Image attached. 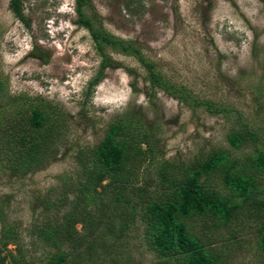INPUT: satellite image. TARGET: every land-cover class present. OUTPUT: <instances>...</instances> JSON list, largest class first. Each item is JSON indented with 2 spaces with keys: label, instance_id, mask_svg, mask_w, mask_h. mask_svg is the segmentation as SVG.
I'll return each instance as SVG.
<instances>
[{
  "label": "rangeland",
  "instance_id": "374dc122",
  "mask_svg": "<svg viewBox=\"0 0 264 264\" xmlns=\"http://www.w3.org/2000/svg\"><path fill=\"white\" fill-rule=\"evenodd\" d=\"M23 8L27 22L11 0H0V257L6 264H47L56 253L41 231L83 203L76 189L85 175L81 153L90 154L117 123L152 143L153 155L127 175L132 183L156 178L166 160L188 164L214 149L242 157L264 148V0H86L82 10L94 27L127 49L94 39L77 0H23ZM148 63L177 96L153 83ZM101 71L99 85L90 84ZM44 105L56 119L52 147L15 170L8 142L19 132L16 120ZM208 105L223 110L212 113ZM245 125L262 141L233 147L231 131ZM203 179L222 188L217 174ZM88 207L98 218L97 202ZM256 227H244L236 239L225 228L216 233L213 246L225 264H264ZM76 228L89 231L83 223ZM101 234L87 233V241ZM115 259L160 264L141 218L92 264Z\"/></svg>",
  "mask_w": 264,
  "mask_h": 264
},
{
  "label": "trees",
  "instance_id": "16d2710c",
  "mask_svg": "<svg viewBox=\"0 0 264 264\" xmlns=\"http://www.w3.org/2000/svg\"><path fill=\"white\" fill-rule=\"evenodd\" d=\"M85 4L86 0H77V11L93 38L129 48L124 41L94 27L82 10ZM11 8L27 22L23 0H11ZM147 66L153 83L175 96L172 85L154 71L152 64ZM102 76L101 71L90 84L95 85ZM208 108L212 113L223 110L210 105ZM51 114L46 105L35 106L23 110L15 119L19 132L8 142L13 169L22 170L18 163L34 162L50 150L56 121ZM229 140L239 148L244 144L259 145L262 138L245 125L231 131ZM144 143L146 149L142 147ZM152 149L147 134L137 139L127 131L126 124L117 123L89 155L81 153L85 175L76 189L83 203L68 211L64 221L57 220L41 231L57 248L47 264L96 263L98 254L113 248L139 218L145 222L146 238L160 264H225V256L213 246L216 233L225 228L236 239L238 232L252 224L257 225V248L264 253V148L257 147L254 153L242 157L229 150L214 149L207 157L188 164L166 160L158 168L156 178L147 177L142 182L138 178L134 183L126 179L133 168L153 155ZM214 174L219 175L222 188L203 179ZM95 201L96 219L88 207ZM96 221L98 226L93 228ZM78 223H83L87 233L102 234L87 241V233L76 228ZM67 241L69 251L63 249ZM237 242L230 245L234 247ZM0 264H6V257H0Z\"/></svg>",
  "mask_w": 264,
  "mask_h": 264
},
{
  "label": "clouds",
  "instance_id": "9594fccd",
  "mask_svg": "<svg viewBox=\"0 0 264 264\" xmlns=\"http://www.w3.org/2000/svg\"><path fill=\"white\" fill-rule=\"evenodd\" d=\"M102 78L95 84V85H99V83L101 82ZM92 81V80H91Z\"/></svg>",
  "mask_w": 264,
  "mask_h": 264
}]
</instances>
